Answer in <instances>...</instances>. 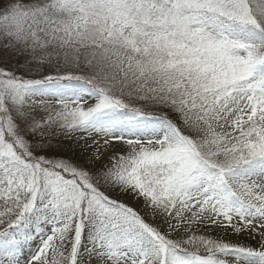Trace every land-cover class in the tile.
Here are the masks:
<instances>
[{"label":"snow or ice","instance_id":"1","mask_svg":"<svg viewBox=\"0 0 264 264\" xmlns=\"http://www.w3.org/2000/svg\"><path fill=\"white\" fill-rule=\"evenodd\" d=\"M0 49V264H264V0H0Z\"/></svg>","mask_w":264,"mask_h":264},{"label":"rangeland","instance_id":"2","mask_svg":"<svg viewBox=\"0 0 264 264\" xmlns=\"http://www.w3.org/2000/svg\"><path fill=\"white\" fill-rule=\"evenodd\" d=\"M17 60L22 61L23 57L22 56H16L14 54L5 52L3 49H0V64H7V63H12L15 64Z\"/></svg>","mask_w":264,"mask_h":264},{"label":"trees","instance_id":"3","mask_svg":"<svg viewBox=\"0 0 264 264\" xmlns=\"http://www.w3.org/2000/svg\"><path fill=\"white\" fill-rule=\"evenodd\" d=\"M232 239H236V237H230ZM240 239L244 242H252V241H249L247 237H240ZM254 243V242H253Z\"/></svg>","mask_w":264,"mask_h":264}]
</instances>
